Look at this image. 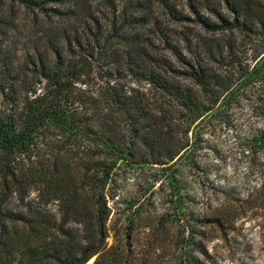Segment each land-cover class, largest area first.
Returning <instances> with one entry per match:
<instances>
[{
  "label": "trees",
  "instance_id": "1",
  "mask_svg": "<svg viewBox=\"0 0 264 264\" xmlns=\"http://www.w3.org/2000/svg\"><path fill=\"white\" fill-rule=\"evenodd\" d=\"M11 1L37 29L20 60L0 38V264L96 262L108 214L104 188L122 166L163 171L181 236L191 241L172 166L192 160L191 130L225 116L247 81L264 80V60L241 67L236 82L224 75L219 59H208L224 52L207 49L205 35L225 36L230 49L255 42L254 59H264V0H186L187 10L176 0ZM3 5L1 36L17 27L14 7L4 15ZM156 7L184 30L161 24ZM151 25L174 59L149 53L143 35ZM250 141L264 149V132ZM88 200L97 228L87 239L68 225L82 223Z\"/></svg>",
  "mask_w": 264,
  "mask_h": 264
},
{
  "label": "rangeland",
  "instance_id": "2",
  "mask_svg": "<svg viewBox=\"0 0 264 264\" xmlns=\"http://www.w3.org/2000/svg\"><path fill=\"white\" fill-rule=\"evenodd\" d=\"M176 2L179 8L188 9L186 0ZM11 6L17 13V27L0 38L20 60L28 49L30 34L37 28L26 10L11 0H4V15ZM94 7L100 9L96 4ZM155 16L164 26L169 25L168 29L184 30L170 23L159 7ZM143 36L150 42L149 53L174 59L154 26L144 29ZM205 36L207 49L224 52L208 59H219L222 73L233 77L234 82L241 67L256 69L264 60L254 59L260 48L255 42L238 40L230 49L225 36ZM170 38L174 43L177 36ZM179 47L182 49L183 44ZM253 80L237 91L225 108V116H209L189 132L190 137L196 133L198 138L191 148L192 160L182 158L172 166L180 193L186 197L184 211L194 231L193 239L181 236L183 228L174 218L163 171L122 166L114 170L104 188L108 214L102 226V251L96 262L93 256L85 264H264V149L254 151L250 141L256 132H264V80ZM30 198H35V193ZM9 207H14L13 201ZM93 208L88 200L82 223L68 225L77 237L88 239L96 233L90 216ZM51 211L58 217L53 205Z\"/></svg>",
  "mask_w": 264,
  "mask_h": 264
}]
</instances>
